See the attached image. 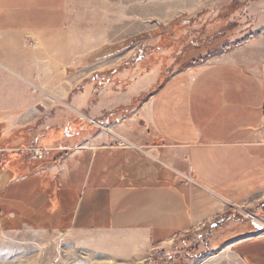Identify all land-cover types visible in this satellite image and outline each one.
<instances>
[{
    "label": "rangeland",
    "instance_id": "1",
    "mask_svg": "<svg viewBox=\"0 0 264 264\" xmlns=\"http://www.w3.org/2000/svg\"><path fill=\"white\" fill-rule=\"evenodd\" d=\"M155 1L78 0L77 16L67 25L77 35L72 48L51 50L50 44L29 38L24 49L28 80L0 81V95L6 90L15 95L8 100L15 109L10 115L14 123L23 116L29 119L28 126L7 135V115L0 114V264H59L61 251L59 243L39 242L31 230L43 227L37 180L30 178L25 189L14 186L3 175L5 170L21 178L25 169L48 168L55 157L84 149L87 137L103 132L111 136L106 148L164 154V141L183 143V134L194 127L210 131L233 125L263 104L264 57H256L254 45H264V26L255 29L248 2L206 0L200 8L165 19L163 13L151 14L158 6L150 7ZM118 2L124 7L116 11ZM59 3L15 0L11 11L20 18L13 17L11 25L30 31L56 28L63 19L56 11ZM228 54L231 57L217 62ZM36 58L41 63L77 58L78 63L38 65V76L33 77ZM247 60L262 69L260 77H250ZM114 133L139 139L141 150L114 143ZM36 151L43 152L44 160L32 158ZM251 179L243 180L246 188L254 184ZM255 192L253 202L233 203L231 219L216 220L200 237L191 236L196 241L183 251L193 257L180 263L197 264L227 253L238 264H264V183ZM204 237L211 239L203 243ZM165 256L158 249L153 263L146 264H160L157 260ZM66 259L63 264H70Z\"/></svg>",
    "mask_w": 264,
    "mask_h": 264
},
{
    "label": "crops",
    "instance_id": "2",
    "mask_svg": "<svg viewBox=\"0 0 264 264\" xmlns=\"http://www.w3.org/2000/svg\"><path fill=\"white\" fill-rule=\"evenodd\" d=\"M14 1L0 0V81L8 84L29 78L24 73L29 63L24 58L29 38L60 51L72 48L77 40L67 25L77 16L78 0H51L55 5L60 1L56 11L62 14L61 24L36 31L11 25L13 17L20 18V14L11 11ZM205 1L158 0L150 5H160L168 19L200 8ZM240 1L249 3L247 11L255 19V29L263 27L264 0ZM122 6L119 3L113 9ZM254 46L258 51L256 57H264V45ZM44 62L33 60V77L38 76V65H76L78 60L69 58L61 62L49 58ZM247 69L252 78L262 75V69H255L249 61ZM197 77H193L189 87ZM1 95L0 114L7 115L6 134L28 126V116L21 117L17 124L10 116L15 109L8 100L15 95L7 90ZM242 118L233 125L210 131L194 127L183 134V143L164 141V154L158 150L151 154H124L116 146L106 148L111 136L103 132L87 137L84 149L55 157L48 168L41 165L37 171L25 169L21 178L8 170L3 175L9 177L11 184L24 189L30 178L41 186L43 227L31 230L37 232L39 242L60 244L59 264L65 263L66 257L70 264L71 261L73 264H146L155 259L158 249L166 252L158 263L181 264L180 261L191 257L183 251L196 241L191 236L200 237L199 232L207 226L214 227L216 220L231 219L233 203L238 199L253 202L255 189L264 183V102L257 109L246 111ZM112 139L114 143H128L133 148L131 151L142 148L139 139L132 135L114 133ZM32 158L36 159L34 155ZM251 177L254 184L246 188L243 180ZM52 186H56L54 190ZM10 217L14 219L13 212ZM140 217L142 221H138ZM164 232L170 234L166 236ZM205 239L211 238L204 237L201 241L204 243ZM197 261V264H238L236 257L227 253Z\"/></svg>",
    "mask_w": 264,
    "mask_h": 264
},
{
    "label": "built area",
    "instance_id": "3",
    "mask_svg": "<svg viewBox=\"0 0 264 264\" xmlns=\"http://www.w3.org/2000/svg\"><path fill=\"white\" fill-rule=\"evenodd\" d=\"M34 156H35L36 159H39V160H42L44 158V155H43V152L42 151H36L34 153ZM249 218L255 220L252 215H249ZM158 255L164 256V253L160 251Z\"/></svg>",
    "mask_w": 264,
    "mask_h": 264
},
{
    "label": "bare ground",
    "instance_id": "4",
    "mask_svg": "<svg viewBox=\"0 0 264 264\" xmlns=\"http://www.w3.org/2000/svg\"><path fill=\"white\" fill-rule=\"evenodd\" d=\"M184 2V1H183ZM190 4H194V2H191ZM155 6V5H154ZM149 7V6H148ZM150 7H151V5H150ZM149 7V8H150ZM177 7V6H176ZM153 9L151 10V14H154V13H156V14H164V12H163V8L159 5V6H156L155 8L154 7H152ZM161 16V15H160Z\"/></svg>",
    "mask_w": 264,
    "mask_h": 264
}]
</instances>
